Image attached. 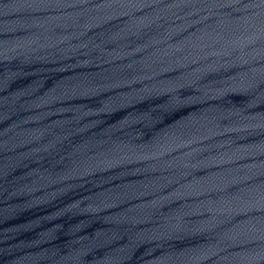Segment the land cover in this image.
<instances>
[{
    "label": "water",
    "instance_id": "water-1",
    "mask_svg": "<svg viewBox=\"0 0 264 264\" xmlns=\"http://www.w3.org/2000/svg\"><path fill=\"white\" fill-rule=\"evenodd\" d=\"M0 264H264V0H0Z\"/></svg>",
    "mask_w": 264,
    "mask_h": 264
}]
</instances>
